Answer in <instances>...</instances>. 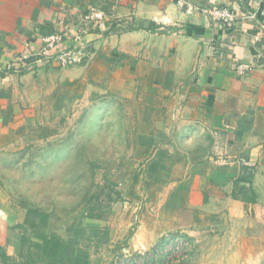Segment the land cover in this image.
I'll return each instance as SVG.
<instances>
[{"label":"crops","instance_id":"1","mask_svg":"<svg viewBox=\"0 0 264 264\" xmlns=\"http://www.w3.org/2000/svg\"><path fill=\"white\" fill-rule=\"evenodd\" d=\"M209 6L234 21L221 25L201 11ZM91 8L101 25L84 22ZM55 32L63 48L81 43L80 64L4 73L20 55L40 57ZM239 63L253 70L239 75ZM97 88L133 120L134 152L116 176L124 219L136 221L131 248L236 223L243 239L264 240V0H0V150L53 134L52 118ZM247 166L251 182H236ZM48 223L0 196V264L42 263Z\"/></svg>","mask_w":264,"mask_h":264},{"label":"rangeland","instance_id":"2","mask_svg":"<svg viewBox=\"0 0 264 264\" xmlns=\"http://www.w3.org/2000/svg\"><path fill=\"white\" fill-rule=\"evenodd\" d=\"M97 89L52 118L53 134L0 150L3 202L48 215L40 264H264V240L243 239L238 223L131 248L136 221L124 219L116 176L134 152L133 120L120 97Z\"/></svg>","mask_w":264,"mask_h":264},{"label":"built area","instance_id":"3","mask_svg":"<svg viewBox=\"0 0 264 264\" xmlns=\"http://www.w3.org/2000/svg\"><path fill=\"white\" fill-rule=\"evenodd\" d=\"M201 11L223 26L231 24L235 19V14L226 7L209 6L202 8ZM83 20L86 24L91 23L99 26L106 20V16L102 11L91 8L84 14ZM41 41L42 46L38 54L40 57L36 58L28 54L20 55L9 63L4 69V73H9L10 70L34 71L36 66L40 67L49 62H56L58 67L67 68L71 65L80 64L86 57L81 43H76L70 48H63V35L59 32L49 33L43 36ZM253 67L251 63H239L235 67V72L239 75L246 74L252 71ZM242 162L248 165L243 159ZM248 174H252L251 166H247L244 172V175Z\"/></svg>","mask_w":264,"mask_h":264},{"label":"trees","instance_id":"4","mask_svg":"<svg viewBox=\"0 0 264 264\" xmlns=\"http://www.w3.org/2000/svg\"><path fill=\"white\" fill-rule=\"evenodd\" d=\"M251 177H252V174L244 175V176L238 178V180L236 182L242 181L243 183H250ZM237 189H239V193L242 194L243 197L246 196L249 192V190L247 189L245 184L241 185L240 187H237ZM251 199L252 198H248V200H251ZM161 241H163V240H161Z\"/></svg>","mask_w":264,"mask_h":264}]
</instances>
